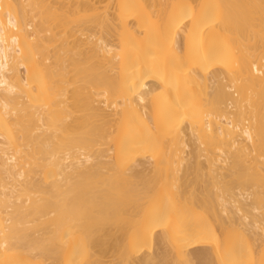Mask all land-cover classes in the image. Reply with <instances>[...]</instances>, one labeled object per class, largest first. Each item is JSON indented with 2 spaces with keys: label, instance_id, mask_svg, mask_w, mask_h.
Instances as JSON below:
<instances>
[{
  "label": "bare ground",
  "instance_id": "obj_1",
  "mask_svg": "<svg viewBox=\"0 0 264 264\" xmlns=\"http://www.w3.org/2000/svg\"><path fill=\"white\" fill-rule=\"evenodd\" d=\"M45 1L0 0V264H264V0Z\"/></svg>",
  "mask_w": 264,
  "mask_h": 264
},
{
  "label": "rangeland",
  "instance_id": "obj_2",
  "mask_svg": "<svg viewBox=\"0 0 264 264\" xmlns=\"http://www.w3.org/2000/svg\"><path fill=\"white\" fill-rule=\"evenodd\" d=\"M48 1V0H47ZM47 1H45L46 2V4H44V6L45 5H47L49 2H47ZM50 1V0H49ZM58 1H60V0H57V2ZM62 1V0H61ZM60 1V4L59 3H57V4H55V5H57V6H59V5H61V2ZM64 1H66V0H64ZM44 2V3H45ZM50 2H52L53 3V1H50ZM50 4V3H49ZM54 5V6H55ZM49 7V6H48ZM47 7V8H48ZM45 8H46V6H45ZM57 8V7H56ZM59 8V7H58ZM41 9H42V7H41ZM44 9V8H43ZM49 9V8H48ZM48 9H47V11H48ZM38 10H39V8H38ZM58 10V9H57ZM60 10V9H59ZM62 10V9H61ZM40 11H43V14H42V16H44V11H45V16L47 15V12H46V10L44 9V10H40ZM50 11V10H49ZM63 12V11H62ZM61 11H58L57 13H59V14H61L62 13ZM234 93V92H233ZM236 94V93H235ZM237 95V94H236ZM236 95H234V96H236ZM191 177V176H190ZM193 178H194V176H192ZM196 178V177H195ZM200 179V178H199ZM193 180V179H192ZM196 181H198L197 179H196ZM200 181V180H199ZM201 183V185L200 186H202V185H204L201 181L198 183V184H200ZM116 185V184H115ZM121 185V184H120ZM119 187H121V186H119ZM122 187H124V186H122ZM128 207V205H126V204H124V206H122L123 208L124 207ZM125 207V208H126ZM123 209V210H127V209ZM203 209V208H202ZM124 211V212H125ZM200 211H203V210H201V208H200ZM125 216V215H124ZM134 219V218H133ZM134 220H136V219H134ZM124 222V221H123ZM121 223V224H124V223ZM119 223V224H120ZM133 224L134 223H136V221H134V222H132ZM132 223H131V226H132ZM118 224V223H117ZM120 224V225H121ZM129 224V223H128ZM72 225V224H71ZM71 225H68V227H70ZM119 225V226H120ZM125 225V224H124ZM123 225V226H124ZM130 225V224H129ZM73 226L74 225H72L67 231H68V236L67 237H73V239L75 238L74 237V235H75V233L77 234V231L75 232V230L73 229ZM115 226V227H114ZM119 226L118 227H116V225H111V226H109V227H114V228H111L112 230V232H113V234H114V232H115V234L118 232V230H116L117 228H119ZM122 226V225H121ZM120 226V227H121ZM130 226V227H131ZM76 228V227H75ZM131 228H133V227H131ZM131 228H130V232H132L131 231ZM121 229V228H120ZM133 231H134V229H132ZM112 232H110L111 234H112ZM119 234V233H118ZM129 234V233H128ZM98 236H100V241H99V244L96 246V247H93V249H91V250H87L86 251V249H84L83 248V246H81V244H79V243H73V244H71V246L69 245V247H72L74 244H76V245H74L72 248H69L68 247V249H67V246H65V244H64V246L63 245H61L60 246V244H57V245H59V250H57V249H54L53 248V246H51V250H52V248L54 249V251L55 250H57L58 252L59 251H61L62 252V250H63V247H64V249H66L69 253H74V254H72V256L70 257H68V260H66V262H65V257H63V259H64V261L62 260V258H60L63 262H61L60 260L58 261V262H56V259L54 258V261L56 262V263H58V264H113L114 262H118V261H120V260H122V258H124L125 260H126V258L124 257V256H122L123 254H121V252H122V250H124V249H121V251L119 250V248L118 247H116V245L114 244V243H112L113 241L111 240V238H109L108 236L106 237V236H102V234H100V233H98ZM77 237V236H76ZM246 237H245V235H243V237H242V234L237 238L238 240L237 241H239V243L240 244H243V241L245 242V241H247L246 239H245ZM70 239V238H69ZM68 239V240H69ZM247 239H249L248 237H247ZM72 240V239H71ZM71 240H69V241H67V244H68V242H70ZM101 240H102V242H101ZM70 244V243H69ZM57 245H54L55 247H58ZM119 246V245H118ZM159 245H158V243L156 242V238H155V243H154V247H153V250L155 249L156 251H158L159 250V247H158ZM120 247V246H119ZM48 248H50V247H48ZM86 248H88V247H86ZM120 248H124V246L122 247H120ZM89 249V248H88ZM70 250H73L72 252L70 251ZM125 250H126V248H125ZM154 250V251H155ZM53 251V250H52ZM64 251L65 250H63V254H65L64 253ZM66 251V252H67ZM147 251V253H148V251L149 250H143V252L141 253V254H144L145 252ZM155 251V252H156ZM86 253V254H85ZM125 253V252H124ZM66 255V254H65ZM71 255V254H70ZM45 256V255H44ZM50 257V256H49ZM30 259V258H29ZM123 259V260H124ZM29 264H51L52 262H53V260H52V257L51 258H46L45 257V259H43L42 257H33V258H31L29 261ZM123 263V262H122ZM131 263H132V261H131ZM26 264H28V263H26ZM53 264V263H52ZM115 264V263H114ZM117 264V263H116ZM119 264H121V263H119ZM123 264H125V262L123 263ZM130 264V263H129Z\"/></svg>",
  "mask_w": 264,
  "mask_h": 264
}]
</instances>
